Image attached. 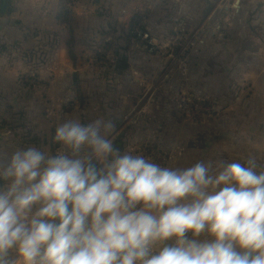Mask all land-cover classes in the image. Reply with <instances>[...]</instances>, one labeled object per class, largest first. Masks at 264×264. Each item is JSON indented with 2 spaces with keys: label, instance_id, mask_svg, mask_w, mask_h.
I'll return each mask as SVG.
<instances>
[{
  "label": "crops",
  "instance_id": "1",
  "mask_svg": "<svg viewBox=\"0 0 264 264\" xmlns=\"http://www.w3.org/2000/svg\"><path fill=\"white\" fill-rule=\"evenodd\" d=\"M74 6L69 22L58 19L63 13L61 0H10L0 11V108L8 114H30L28 103L41 92L30 94L20 85L25 73L48 84L44 107L60 108L49 125L32 123L24 130L0 131V155L10 157L16 150L36 147L53 156L51 140L21 145L17 135L33 131L37 136L40 131L50 138L53 127L70 118L84 125L97 119L111 121L114 130L108 138L121 153L144 156L142 142L160 144L167 130L165 146L173 147L181 143L173 142L176 101L189 92L212 98L220 112L224 110L219 120L200 124L212 122L224 132L217 141L227 149L222 152L224 163L226 158L244 163L255 155L257 170L264 166V0H79ZM136 14L146 18L154 39L177 34L191 44L184 80L165 71L169 56L151 55L131 38L130 23ZM102 51L114 59L100 62L97 55ZM119 58H126V69L117 68ZM65 103H70L71 111L63 115ZM148 117L158 129L147 125ZM235 131L239 133L234 138L225 139ZM242 131L250 137H240ZM195 143L202 141L186 146ZM57 146L55 154H70ZM80 155L90 156V149L83 148ZM199 239L211 237L204 233Z\"/></svg>",
  "mask_w": 264,
  "mask_h": 264
},
{
  "label": "clouds",
  "instance_id": "2",
  "mask_svg": "<svg viewBox=\"0 0 264 264\" xmlns=\"http://www.w3.org/2000/svg\"><path fill=\"white\" fill-rule=\"evenodd\" d=\"M113 130L70 118L54 136L70 154L0 155V264H264L255 155L215 174L203 162L161 167L121 153Z\"/></svg>",
  "mask_w": 264,
  "mask_h": 264
},
{
  "label": "rangeland",
  "instance_id": "3",
  "mask_svg": "<svg viewBox=\"0 0 264 264\" xmlns=\"http://www.w3.org/2000/svg\"><path fill=\"white\" fill-rule=\"evenodd\" d=\"M113 55H115V53ZM97 58L99 59L100 62H103V63L109 62L111 59H114V58H112V55L110 56L108 54H105V51H102V53H99L97 55ZM260 63H263V61H261ZM260 71H261V69H260ZM53 72H55V71H53ZM20 76L22 77V81H23L22 83H20L21 86L24 87L25 84H27V83L28 84H35V86L33 85L34 87L32 89H30L29 87H27V88L24 87L30 94L31 93L34 94L36 91L41 92V94L39 93L38 98L33 96L31 98L32 102L28 103V104H31L29 107L30 108L29 109L30 114L27 112H24V111H20L18 113H14V114L11 111L8 114V112L5 111L4 107H2V108H0V118H3L7 122H9L10 127L18 126V125H22V124L24 125V127H28L32 123L33 124L31 126L36 127L37 125L44 126V124L49 125L50 122L51 123L55 122V120L57 118V114H56L58 112L57 110H59L60 108L57 109V107H54V106L44 107L46 105V103H48L46 101L47 95L45 93V92H47L48 84H46V82H42V81L40 82L39 79L37 80V82L31 83L30 76L32 78H39L38 75L34 76L32 74L25 73V74H21ZM46 85H47V88L44 87ZM70 87H72V82H70ZM42 92L44 93L43 94L44 96L42 95ZM258 92H263V91L258 89ZM27 95L29 96V94H27ZM258 99H256V102L258 101ZM257 105L261 106L260 103H258ZM70 106H71L70 103H65L63 109L61 110V113L63 115L69 114L71 111ZM61 108H62V106H61ZM223 112H224V110H221V112H220L221 115L218 116L217 118L213 119V121L212 120L211 121L214 122V121L222 118L224 116ZM58 114H59V112H58ZM156 119H157V117H156ZM146 122H147V125H153L154 127L156 126L155 122L153 120H151L149 117H148V120H146ZM175 123L176 124L174 125V128L172 129V133L174 134L173 142L176 139H178V140H181V143L179 145H175L173 147H166L165 145H166L169 133H170L167 130L165 132V137L162 139V142L160 144L157 141L142 142L141 152H143L145 158H148L151 160V162L159 165L155 156H153V155H156L159 152H161L163 154H166L170 158L169 165L166 167L174 168V169L175 168L184 169V168H188V166L192 167L197 162H203L205 164L209 163L211 165L210 174H215V172L217 171V165L220 163L228 164V163L236 162V161L231 160L230 158L225 159L228 161L226 163H224V161L222 160V154H223L222 152H223V150H227V149L223 148V144H221L220 142H217L218 140H221L223 138L222 136H223L224 132L219 131L216 126H213L211 123L200 125L204 122L196 123V122H191V121H184L182 119H179V121L177 120ZM187 123L192 124V125H188ZM155 129H158V126H156ZM0 131L4 132V130H0ZM55 131H56V129L53 127V131L50 134V136H51L50 138H49V135H46V137L44 138L43 134L40 131H38V133H37V141L39 139H44L45 141L51 140L52 145H53L52 148L54 149V150H52L53 156L56 155L55 154V152L57 151L56 146L58 145V143L55 142V140H54ZM238 133L239 132H237V131L232 132V133H228L225 136V139L234 138L235 135H237ZM31 134L35 135V133L33 131L31 132ZM241 136L246 137V138L250 137L247 134V131H242L240 133V137ZM254 136H255V133L252 134V137H254ZM257 137H259V136H257ZM193 141H195V142L196 141H200V142L202 141V143H198L197 145L195 143V146L192 148L186 146L187 142H193ZM25 142H27V141H25ZM20 143H21V145H23L21 139H20ZM160 145H164V149L163 148L161 149L159 147ZM219 150H221V152H219ZM187 153L189 154V159L185 158ZM231 153H232V156H234L233 151H231ZM235 155H236V158H238L237 154H235ZM238 163H241V162H238ZM245 163L246 162L241 163V164H245ZM260 170H264V166H261ZM260 170H257V171L259 172Z\"/></svg>",
  "mask_w": 264,
  "mask_h": 264
},
{
  "label": "built area",
  "instance_id": "4",
  "mask_svg": "<svg viewBox=\"0 0 264 264\" xmlns=\"http://www.w3.org/2000/svg\"><path fill=\"white\" fill-rule=\"evenodd\" d=\"M141 41V45L151 55L162 54L170 57V61L165 66V71L175 72L180 75V80H184L189 71V56L191 44L186 42L182 36L169 35L165 40L159 41L151 37L146 28V18H143L133 32ZM176 118L184 121L196 123L207 122L220 116V107L212 98H202L193 93L183 92L176 101ZM155 156L161 167L169 165L170 158L161 152Z\"/></svg>",
  "mask_w": 264,
  "mask_h": 264
},
{
  "label": "trees",
  "instance_id": "5",
  "mask_svg": "<svg viewBox=\"0 0 264 264\" xmlns=\"http://www.w3.org/2000/svg\"><path fill=\"white\" fill-rule=\"evenodd\" d=\"M79 0H61V5L63 8V13L58 17L59 20H61L62 22H69V18L73 15L74 13V8H75V3H77ZM144 17L140 16V15H135L133 20L130 23V29H129V35L131 36L132 39L135 40L136 43H141V41L136 38V36L133 35L134 29L141 24L142 20ZM73 56V53H72ZM118 56V55H117ZM119 57V56H118ZM119 62L120 64H118L117 68L120 70H124L128 67L126 58H119ZM31 79V83L37 82V80L39 78H32L30 76ZM35 84H25L24 87H29L30 89H32ZM47 88V85L44 86ZM81 102V100H80ZM4 129H12L13 131H17L18 129H22L24 130L25 127L24 125H18V126H12L10 127L9 122H7L6 120H4L3 118H0V130H4ZM18 138H20L22 140V143L24 144H36L37 143V136L32 135L30 132H25L23 131V133L18 134L17 135ZM26 139H29L27 142H25ZM58 147V146H57Z\"/></svg>",
  "mask_w": 264,
  "mask_h": 264
},
{
  "label": "water",
  "instance_id": "6",
  "mask_svg": "<svg viewBox=\"0 0 264 264\" xmlns=\"http://www.w3.org/2000/svg\"><path fill=\"white\" fill-rule=\"evenodd\" d=\"M9 4H10V0H0V11L4 12L9 6ZM74 80H75V83H77L76 77H74Z\"/></svg>",
  "mask_w": 264,
  "mask_h": 264
}]
</instances>
